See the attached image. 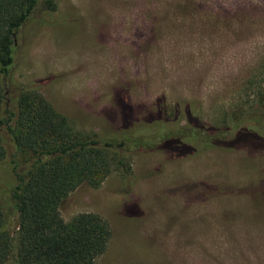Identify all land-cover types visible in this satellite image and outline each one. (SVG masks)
<instances>
[{
  "label": "rangeland",
  "instance_id": "1",
  "mask_svg": "<svg viewBox=\"0 0 264 264\" xmlns=\"http://www.w3.org/2000/svg\"><path fill=\"white\" fill-rule=\"evenodd\" d=\"M57 2L62 24L32 20L13 72L78 128L112 135L120 97L133 103L136 125L162 97L168 117L191 103L214 125L262 100L264 0ZM126 160L132 184L115 169L59 205L65 220L90 212L110 224L95 264H264V148L208 147L180 159L135 149Z\"/></svg>",
  "mask_w": 264,
  "mask_h": 264
},
{
  "label": "trees",
  "instance_id": "2",
  "mask_svg": "<svg viewBox=\"0 0 264 264\" xmlns=\"http://www.w3.org/2000/svg\"><path fill=\"white\" fill-rule=\"evenodd\" d=\"M57 10V0H0V171L10 175L0 177V264H95L112 237L110 224L90 212L65 220L59 205L83 184L99 187L115 169L124 185L132 184L126 157L135 149L180 159L208 147L264 148V113L258 112L264 93L240 115L226 113L220 125L204 124L191 103L168 117L163 97L156 113L136 125L133 103L120 97L112 135L78 128L38 83L21 84L13 72L25 29L34 19L62 24Z\"/></svg>",
  "mask_w": 264,
  "mask_h": 264
}]
</instances>
